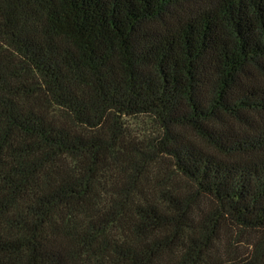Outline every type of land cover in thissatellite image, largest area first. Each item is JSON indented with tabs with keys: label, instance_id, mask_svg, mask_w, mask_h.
Returning a JSON list of instances; mask_svg holds the SVG:
<instances>
[{
	"label": "trees",
	"instance_id": "1",
	"mask_svg": "<svg viewBox=\"0 0 264 264\" xmlns=\"http://www.w3.org/2000/svg\"><path fill=\"white\" fill-rule=\"evenodd\" d=\"M0 264H264V0H0Z\"/></svg>",
	"mask_w": 264,
	"mask_h": 264
}]
</instances>
